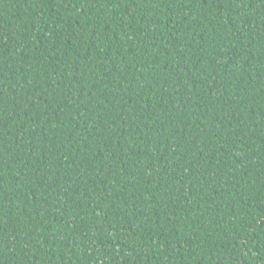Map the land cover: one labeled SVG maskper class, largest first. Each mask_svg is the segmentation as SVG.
I'll return each instance as SVG.
<instances>
[{"label":"trees","instance_id":"trees-1","mask_svg":"<svg viewBox=\"0 0 264 264\" xmlns=\"http://www.w3.org/2000/svg\"><path fill=\"white\" fill-rule=\"evenodd\" d=\"M0 264H264V0H0Z\"/></svg>","mask_w":264,"mask_h":264}]
</instances>
